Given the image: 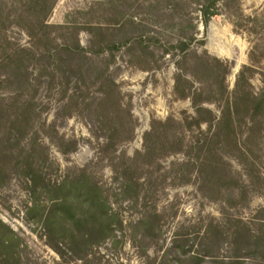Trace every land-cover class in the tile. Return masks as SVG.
Wrapping results in <instances>:
<instances>
[{
    "label": "rangeland",
    "instance_id": "374dc122",
    "mask_svg": "<svg viewBox=\"0 0 264 264\" xmlns=\"http://www.w3.org/2000/svg\"><path fill=\"white\" fill-rule=\"evenodd\" d=\"M170 2L55 0L46 12L44 5L33 8L30 0H0V60L19 52L28 65L23 71L35 84L15 90L0 66V264H192L188 255L201 244L213 245L215 257L222 259L204 256V264H264V242L246 247L234 245L232 238L244 224L264 236V123L247 120L237 127L243 151L227 140H210L216 123H202L201 130L189 127L197 106L175 91V60L164 54L174 36ZM88 27H94V35L104 31L117 42L128 41L112 49V62L108 53L96 57L99 66L110 63L105 78L114 82L105 80L104 88L101 70L53 68L62 54L58 45L89 44L93 33ZM198 28L205 44L194 47L231 65L229 91L235 90L241 69L251 66L249 87L259 92L264 85V0H229L207 31L200 22ZM137 35L154 53L146 42H130ZM43 51L51 53L42 59ZM187 78L193 89L200 86ZM109 91L115 100L106 102ZM13 94L20 95L18 105ZM208 106L219 115L216 104ZM17 114L27 115L26 120L17 121ZM200 117L208 116L200 111ZM202 142L217 150L205 154ZM207 156L227 173L214 184L203 180ZM33 177L36 193L30 189ZM77 181L95 198L100 195L105 210L121 224L116 218L113 231L88 247L72 249L66 238L65 258L49 245L44 219L55 195L50 189L59 184L71 192L76 215L88 214L83 196L72 193ZM237 186H246L247 194L232 195L229 189ZM35 199L40 211L30 213ZM149 216H156V228L140 226ZM67 224L75 223L67 216ZM215 233H222L218 243L208 239Z\"/></svg>",
    "mask_w": 264,
    "mask_h": 264
},
{
    "label": "trees",
    "instance_id": "16d2710c",
    "mask_svg": "<svg viewBox=\"0 0 264 264\" xmlns=\"http://www.w3.org/2000/svg\"><path fill=\"white\" fill-rule=\"evenodd\" d=\"M228 1L229 0H171L169 3L171 10L169 16L171 20L170 27L172 21L174 24V27L172 28L174 30V36L169 37V46L167 45L164 48V54H169L170 57L175 60L174 65L177 70L175 91L179 92L181 90V97H191L193 103L197 106V116L192 117L188 122L189 127L194 124L201 130L202 123H209L210 125L216 123V132L211 136L210 140L218 139L220 142L222 140H227V142L233 143L235 148L243 151V149L245 150V145H242L240 141H237V127H239L241 123H245L247 120L250 123H264V85L259 92L251 89L249 87L248 72L253 67L244 66L238 75L235 90L229 91L226 79L231 65L227 61L209 54L204 49L194 47L196 44H201L202 46L205 44V39H201L198 36V23H202L205 31H207L212 18L220 14L221 6L223 4L226 5ZM30 3L33 8H39L44 5L43 10L50 12L55 0H52L49 6H45L49 3V0H30ZM191 4L195 5L194 10L188 9ZM35 16L37 19L39 18L38 15ZM42 24H44L45 27H51L50 24L43 20ZM62 26L64 27V25ZM93 29L94 27H88V30H91L92 33ZM29 34L31 37L33 36L32 38H38L32 33V31H29ZM96 36L97 38H94ZM130 42L142 45L145 42L148 43V41L143 39V35H137V37H134ZM127 43L128 41L123 44L117 42L115 39L108 38L104 31H100L95 35L93 33V38L90 39L87 46L82 45L78 40L72 44L65 42L63 45H58V49L62 54L58 59L59 63L53 68L62 69L63 66L67 65L73 71L78 70L77 73H81L84 68H86V70L89 69L88 72L90 73L95 69L101 70L99 72V77L104 79L103 83H101L104 88L107 83L105 80H109V78H105V76L110 68V63L106 60L104 65L99 66L97 62H95V59H97L96 57L108 53L110 55L109 59L112 62L115 60V54L112 49H119L122 45H127ZM145 48L147 51L154 53V50L151 49L150 43L146 44ZM47 53H51V51ZM47 53L45 51L41 52V58H44ZM19 54V52H13L12 50L7 58L0 60V66L3 67V70H7V74L4 76V81L13 85V88L17 91L35 86L29 75L25 74V71H23L24 68L28 69V65L25 63V59ZM33 56L36 58L37 54L34 53ZM36 64L39 66L40 62L36 61ZM41 64L40 66H42ZM53 73V77L58 75L57 70L53 69ZM187 75H190L199 82L200 86L193 89V85L190 82L191 80L187 78ZM262 77L264 84V73L262 74ZM109 81L114 82L111 79ZM185 83L188 84L190 88L185 87ZM106 94H108L106 102L114 99L110 91ZM11 98L13 99V104L20 102V95L15 96V94H13V97ZM212 103L218 106L220 110L219 115L208 106V104ZM200 111H205L208 117H200ZM2 114L3 112L0 114V117ZM23 116L24 118H22L20 114H17V121L22 122L26 120L25 117L27 115ZM249 129L252 131V126ZM248 134L247 139L251 138L253 132ZM199 145H201L200 149L204 151L205 154L207 151L217 150V147L216 149L214 147H207L205 142H202ZM223 145L225 144L220 143V146ZM218 157L220 160L223 159L221 156ZM202 164L206 170V172L203 173V180H205V182L207 181L208 184H214L213 180L215 178L220 179L221 175L225 172L221 162L211 161L209 156L203 158ZM31 180L32 183L30 189L33 193H36L38 189L37 179L33 177ZM208 184L207 189L212 190V186H208ZM74 187L75 189L72 193L82 195L84 200L88 203V214L82 216L76 215L73 209L74 204L70 200L71 196L68 195V193L71 192L65 191V184H59L50 189L55 195L51 197L52 205L45 213L44 219V226L47 232L49 245L65 258L66 251L63 246L67 244L66 238H69L72 249L88 247L103 240L105 238V232L108 230L113 231V221L116 220V218H118V223L121 224V220L115 213L110 214L105 210V204L103 206L100 201V195L95 198V193L90 194V192L87 191L91 188L87 190L81 189L78 181L73 188ZM222 188L223 187L217 188V190L220 191ZM236 188L237 189H229L232 191V195L235 193L246 195L248 192L246 186H237ZM93 189L95 192L98 191V187H94ZM96 209H102V211L96 212ZM34 211H40L36 199L34 200V204L29 208L30 213ZM67 216L74 220V226H69V224H67ZM156 220V216L143 218L140 220V226L145 228H156ZM205 233L207 237H209V231ZM221 237L222 233H215L208 239L213 238V240L218 243ZM232 238L234 240V245L244 243L246 247L251 244L264 242V236L255 232L246 224H244L243 228H238ZM184 251L186 252L187 250ZM204 256H211L213 257V260H222L215 257L217 256L215 249L213 245L209 244H201V249L194 250L188 255V258L191 260L192 264H204ZM235 256L238 257L237 261H239L241 255L237 254Z\"/></svg>",
    "mask_w": 264,
    "mask_h": 264
}]
</instances>
